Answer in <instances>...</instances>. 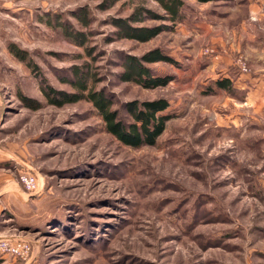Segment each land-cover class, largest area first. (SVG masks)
<instances>
[{
  "label": "rangeland",
  "instance_id": "rangeland-1",
  "mask_svg": "<svg viewBox=\"0 0 264 264\" xmlns=\"http://www.w3.org/2000/svg\"><path fill=\"white\" fill-rule=\"evenodd\" d=\"M185 2L172 29L153 1L0 0V189L24 172L41 187L27 193L30 211L0 218V238L29 244V258L0 264H264V57L239 49L253 20L245 0ZM140 5L156 15L135 25L156 29L149 42L113 25ZM199 20L212 30L203 34ZM219 45L235 54L230 91L217 85L226 80ZM157 49L179 64L150 66L173 77L166 87L120 78L125 60ZM76 70L93 74L89 89L122 119L128 103L167 99L172 119L156 145H123L88 100L51 105L43 89L76 95ZM242 76L253 90L234 84Z\"/></svg>",
  "mask_w": 264,
  "mask_h": 264
},
{
  "label": "trees",
  "instance_id": "trees-1",
  "mask_svg": "<svg viewBox=\"0 0 264 264\" xmlns=\"http://www.w3.org/2000/svg\"><path fill=\"white\" fill-rule=\"evenodd\" d=\"M121 0H110L112 4ZM134 2L136 0H129ZM156 2L160 10L164 13L159 19L169 22L172 29L178 23L184 20V11L186 7L185 0H144ZM200 4L217 3L226 0H196ZM87 15L81 17V21L88 24ZM156 16L154 12L140 5L135 9L133 14L124 20H115L113 25L117 27L123 38L138 40L140 42H149L153 40L158 33L156 29L148 27H137ZM79 18V17H78ZM80 20V18H79ZM67 36L73 38L76 42H84L86 35L68 29L64 26ZM12 53L20 60L26 61V52H21L17 47H11ZM168 63L178 66V62L161 49L149 52L140 58L129 57L124 62V73L120 74V78L124 82H136L146 88L166 87L172 80V76H158L150 68L151 65L157 63ZM30 65V64H29ZM76 73V82L73 85L77 91L76 95L67 97L65 94H60L58 91L50 87H45L43 93L51 105L62 106L66 103H78L81 100H88L98 110L101 115L106 131L114 136L123 145L141 149L145 146H155L157 140L163 135L166 130L167 123L172 119L171 115L163 113L169 108L170 104L167 99L160 98L154 101L132 102L125 106L127 115L125 118H120L119 112L114 111V102L105 93L97 92L94 88L89 89V82L94 80L92 73L82 74L79 71ZM70 84V83H69ZM218 88L221 90L230 91V80H222L217 82ZM23 101H27L25 97L19 94ZM59 98V101L57 98ZM32 109H38L39 106L30 105Z\"/></svg>",
  "mask_w": 264,
  "mask_h": 264
},
{
  "label": "crops",
  "instance_id": "crops-1",
  "mask_svg": "<svg viewBox=\"0 0 264 264\" xmlns=\"http://www.w3.org/2000/svg\"><path fill=\"white\" fill-rule=\"evenodd\" d=\"M246 1V9H247V17L249 19H252L251 23L248 27L243 26V31L245 35V41L244 45L239 46V49L243 51V53L247 54L248 56H251L250 53H247V50H252L257 53L252 55L255 56H263L264 57V36H258L255 34V29L258 30L259 26L264 27V0H245ZM212 25L210 22L199 20L197 24V28L201 29V32L203 34H207L212 30ZM253 30V33L247 32V28H250ZM215 41H218L215 40ZM217 44V43H215ZM220 48V57L221 63L224 66V69L221 71L224 74V78H230L229 75V67H233L232 63V57L235 56L233 54L232 50L227 51L222 45H219ZM223 79V78H222ZM241 80V81H240ZM239 81H235L234 84L241 88V89H250L253 90L250 86H256L253 81L248 76L241 77ZM256 82V81H255ZM261 87H264V81L260 83ZM252 88V89H251ZM5 182H2V186L0 189V218L2 216L3 211L7 210L9 211L13 216H17V214H20L23 211H30L32 203H34V199H28L27 193L22 189L21 185L16 182L11 176L5 175ZM8 182V183H7ZM6 183V185L4 184Z\"/></svg>",
  "mask_w": 264,
  "mask_h": 264
},
{
  "label": "built area",
  "instance_id": "built-area-1",
  "mask_svg": "<svg viewBox=\"0 0 264 264\" xmlns=\"http://www.w3.org/2000/svg\"><path fill=\"white\" fill-rule=\"evenodd\" d=\"M242 70L246 72L247 69L243 67ZM18 180L26 193L37 194L41 191L37 177L30 172L20 173ZM30 253L31 248L29 244H16L12 243L11 240L0 238V257L12 256L21 260H27Z\"/></svg>",
  "mask_w": 264,
  "mask_h": 264
}]
</instances>
